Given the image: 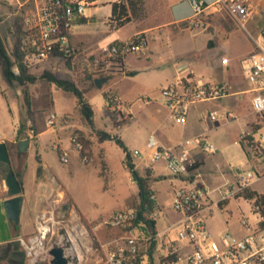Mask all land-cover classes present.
<instances>
[{
  "label": "rangeland",
  "instance_id": "374dc122",
  "mask_svg": "<svg viewBox=\"0 0 264 264\" xmlns=\"http://www.w3.org/2000/svg\"><path fill=\"white\" fill-rule=\"evenodd\" d=\"M113 1L102 0L95 5L88 6L83 13L87 18V22L72 26L71 31L74 37L79 39L81 37L83 46L73 58H70V66H67L66 58L59 57L51 58L39 65L27 68L28 72L36 76L35 82L29 83L27 89L30 84H35V86L40 88L43 83L49 82L41 78L45 70L70 76L82 90L92 88L91 78L93 82L98 77L107 78L108 80L102 83L100 88L107 90L111 86L127 102V107L123 103L120 109L112 111L106 106V115L103 114V116L111 123L106 132L111 134L116 130L130 154L134 149L139 150L140 155H132V159L138 164L140 171L137 169V172L140 176L142 168L148 165H152L156 173L161 176L160 179L153 181L152 186L158 191V200L166 205V208L169 207L170 209L168 212L169 221L173 219V212L169 205L167 191L171 190L173 192L175 188L182 185V182L178 177L169 173L162 161L150 163L147 157L148 149L145 145L149 134L160 132L161 124L166 127L164 131L162 130L165 135L184 140L193 138L199 133L213 128L208 132V139L216 146L217 152L210 154L199 149L206 160V165L212 169L216 167V162L219 160L228 162L229 159L235 161L240 159L244 161L237 178L212 173L214 171L212 169L205 172L207 181H204L205 184H203L208 189H214L213 198H218L219 192L227 193L232 186L235 188L241 176L245 177L248 173L262 174L264 171V126L254 134V143L260 149L259 159L256 161L257 155L255 152L245 143H243L244 148L240 145L244 129L241 124L242 115L245 113L244 105L237 106L235 110L231 108V110L229 103L224 100L200 101L190 107L189 114L183 123L171 124L159 94L161 88L171 84L165 81V77L169 73L180 76L190 71L204 78H220L224 75H231V73L238 74L241 58L249 55L254 49L251 36L223 10L212 13L207 18L208 24L206 27H188L175 32L172 42L168 40L162 45L159 54L163 57L166 56L164 55L165 53L167 56H171L172 53L173 57H170L169 61L158 60L157 66L146 67L137 78L124 77L114 85L111 78L113 75L120 74L122 68H114L112 63L105 62L99 53L102 43L107 41L111 35V28L116 29L108 23L111 2ZM13 21L14 18L11 16H0V41L10 56L12 55L15 42V37L9 34V28ZM253 24L252 22L248 23L246 27L258 37V34H255ZM129 28L131 26L123 27L119 30V34L122 36L127 35ZM224 30H228L227 36ZM86 34L88 38L84 37ZM140 56H142L140 52L131 53L128 56L129 62L135 64L136 62L132 60ZM136 70H132V75ZM242 82L245 83L243 79ZM57 97L58 99L56 100ZM54 99L56 104L52 108L47 107L46 112L51 109L56 111L55 126H59L62 119V111L65 108L72 109L75 99L70 97L67 100H63L59 95L54 97ZM130 105L132 118H128L129 115L127 113ZM8 108L13 115L20 113L23 117H11ZM98 109L96 108V120L99 117ZM228 110L231 111L232 117L227 120L223 119ZM26 111L22 87L16 82L11 85L7 84L2 78L0 69V133L12 132L14 125L21 126V123L25 122L24 115ZM213 111L218 113L219 118L211 123L206 116ZM42 116L39 117V122L44 127ZM119 120L121 121L117 128L118 124L116 123ZM93 132L95 133L94 129H92ZM75 134L82 137L81 133ZM19 136H22V134H19ZM42 137L48 143V147H50L51 138L53 137L52 133L46 132ZM82 138L89 140L87 137ZM105 149L107 164L103 160L102 151L99 153L100 159L98 162L95 156L92 159L90 158L87 150L88 162H82L81 158L75 157L70 150H66L67 162H62L58 158H54L51 162L53 175L70 194L77 209L86 217H102L114 209H133L138 207L136 194L139 190L138 184L129 169L130 175L127 174L123 163L124 150L115 141L112 145H106ZM2 166L4 169L1 175L4 179L7 165L4 164ZM104 176H107V186L105 187ZM130 178L133 179L132 183ZM196 179L200 181L198 178ZM252 188L257 192H264V178H258L252 184ZM253 213L251 200L231 195L224 207H219L217 204L210 205L206 210L205 220L212 231L216 232L215 234H217V231L219 233L227 229L240 234L244 233L241 228V221L244 217H247L251 223L255 222ZM24 218L23 216L18 228H23ZM54 218L58 221L56 224L60 228L66 227L67 213L64 212L62 206L54 210ZM30 220L31 218L28 217L29 222ZM163 221L162 217L158 218L157 225L159 227L162 226ZM102 227L107 232H111V236L116 234V230H112L104 224H102ZM170 235L174 236V232H170ZM85 250L87 252V249L84 248ZM106 251L105 246L98 245L96 253L100 256V264H106ZM3 255L7 256V253ZM37 264L47 263L39 262Z\"/></svg>",
  "mask_w": 264,
  "mask_h": 264
},
{
  "label": "built area",
  "instance_id": "2783aa9c",
  "mask_svg": "<svg viewBox=\"0 0 264 264\" xmlns=\"http://www.w3.org/2000/svg\"><path fill=\"white\" fill-rule=\"evenodd\" d=\"M15 6L16 16H21V49L23 63L31 68L51 58H73L77 50L71 45L72 26L83 21L88 6L99 0H0ZM192 16L187 20L189 28H203L208 24V16L223 10L237 25L252 38L253 51L241 58V73L249 85L251 109L264 118V17L258 31V37L247 29L249 20L256 9L254 0H189ZM209 10V11H208ZM147 43L143 33H137L129 41L108 43L100 47L99 53L105 62H111L114 68H121L119 58L133 52H141ZM18 73L17 67L13 69ZM226 82H213L194 79L190 76L180 78L176 83L160 89L162 103L174 123L185 121L190 107L200 101L220 100L230 95ZM115 103L107 107L114 111L120 109L121 102L116 96ZM56 114L50 112L45 117L47 126H53ZM217 120L216 111L206 116ZM223 119L232 117L227 112ZM26 132L33 138L35 130L30 119L27 120ZM244 136V134H243ZM77 134L72 135L71 143L80 153L82 162H88L89 156ZM145 145L151 163L163 161L169 173L182 180V185L172 192L171 210L175 218L162 230L149 226L144 220H138L140 209H115L111 212L106 225L121 230L122 235L110 242L105 255L106 264H264V226L259 212L252 204L255 222L247 217L241 221L242 234L227 229L217 234L206 223V210L211 205L210 190L201 182L190 180V169L197 162L192 150L199 148L207 153H214L216 146L204 134L182 140L174 145L160 144L154 134H149ZM56 149H60L58 145ZM60 161L67 162L66 150L60 149ZM84 152V153H82ZM130 154V153H129ZM139 156L138 149L130 154ZM132 174V173H131ZM133 175V174H132ZM134 176V175H133ZM262 174L248 173L241 176L237 186L221 195L225 199L235 192L250 186ZM138 183L137 179H135ZM130 182L133 179L130 178ZM152 208L143 215L155 220L162 212L150 190ZM137 221V222H136ZM54 218V210L39 213L35 217V229L29 235L16 238L29 264L46 260L52 244L63 245L70 238L68 230L60 228ZM174 232V236L170 232ZM53 236H55L53 238ZM69 248L65 252L69 255Z\"/></svg>",
  "mask_w": 264,
  "mask_h": 264
},
{
  "label": "crops",
  "instance_id": "0c3cea01",
  "mask_svg": "<svg viewBox=\"0 0 264 264\" xmlns=\"http://www.w3.org/2000/svg\"><path fill=\"white\" fill-rule=\"evenodd\" d=\"M11 1L14 2V0ZM19 1L22 2L24 0H19ZM143 1L145 8V16L141 19H132L123 26L118 27L116 29L111 28V35L109 39L104 43H102V45H105L114 42H120V43L127 42L137 33H143L147 38V43L144 49L140 52L142 56L135 58V60H132L136 62L135 64L129 62L128 56L131 53L125 54L122 57L121 60L122 72L118 75H113V77L111 78L112 84L114 85H116L124 77L137 78L142 73V70L145 69L146 67L157 66L158 60L169 61L170 57H173L172 53L171 56L170 55L167 56V54L165 53L164 55L166 56L161 57L159 54V50L162 49V45L165 44L168 40L172 42L175 32L188 28L186 23L187 20L192 16V9L189 0H143ZM254 2L256 3L255 13L248 23L251 22L254 23L253 27L255 29V34H257L263 23L264 0H254ZM1 15H5L6 17L11 16L15 19L16 17L15 6L10 5L8 2L5 1L1 2L0 16ZM85 22H87V18H85L82 22L78 24ZM11 26L9 28L10 29L9 34L13 35V33L11 32V28H12ZM125 26H131V28H129L130 30L128 31L127 35L122 36L119 34V30ZM227 32L228 30H224L226 36H227ZM84 37L88 38L87 34L84 35ZM70 42L71 45H73L77 51L81 49L83 46V40L81 39V37L80 39L78 37L76 38L74 37L73 33L71 34ZM134 69L137 70L132 75V70ZM238 71H239L238 74L231 73V75H224L220 78L217 77L204 78L197 76L195 73L190 71L180 76L169 73L165 77V81L167 83L170 82L171 84H173L176 83L182 77L190 76L193 77L194 79H199L203 81L226 82L229 85L231 92L230 95L220 100H224L228 102L230 105V109L232 108L234 110L236 109L237 106L244 105L245 113H243L241 119V124L242 127L244 128L243 134L244 136L250 135L254 143V134L257 133L259 130H261L262 127L264 126V118L252 111L251 103H250L252 94L248 91L249 85L247 84L246 80L244 79L241 73L240 66L238 67ZM242 79L245 81V83L242 82ZM107 90H111L113 94L116 96V98L121 102V104L123 105L124 103L127 107V102L119 95L117 91H115L111 86ZM104 91H105L104 89L96 87L94 83H92L91 89L86 88L85 90H83L85 97L92 105L95 129L106 131L111 123L109 122L108 119H106L103 116V114L106 115V111H107L106 100L103 95ZM28 92L30 97L31 110L30 112L26 111L24 115L25 122L21 123V125H23L20 132L22 136L19 137L17 136V130L18 127H20L18 125L13 126L12 132H5L3 134L0 133V141H4L8 147L10 160H11V167L14 170L18 179L21 181L20 220L18 224H15L7 218L6 211L3 206V200L8 198L9 194L6 189L3 176L1 175V172L4 169L2 165L4 164L0 162V263L29 264L24 256L22 248L19 246L18 242L16 241L17 236L29 235L34 231L35 217L37 214L47 213L51 210H55L57 207L62 206L64 212L67 213L66 229L68 230V233L72 241L71 248L73 247V249L79 253V255H77L79 258L78 264H100L99 261L100 256L96 253L98 245L105 246L107 250L108 247L110 246V242L113 239L122 235L121 230L117 228H112L106 225L105 223L111 212L114 211L115 209L102 217H86L83 213H81L77 209L72 198L70 197V194L66 191V189H64V186L53 175L51 171L52 169L51 162L54 160V158H58L60 160V152H59L60 149L70 150L71 152L74 153L75 157L80 158V153L78 152V150H76L73 147L70 140L72 135H74L75 133H81L82 137L89 138L88 140L89 145L86 148V150L89 152L90 158L92 159L95 156L99 162L100 159L99 153L102 151L103 160L105 161L106 164L107 162L105 160V152H106L105 146L112 145L114 141L113 140L99 141L97 139L96 134L94 132L92 133L93 128L86 121L82 119L80 112L78 110L76 97L71 92L58 88L55 86L54 83H50V82L43 83V85L40 88L35 86V84H30L28 88ZM57 95H59L63 100H67L70 97L75 99L73 103V108L72 109L65 108V110L62 111V119L59 126H55V123L53 126H47L45 123L46 115L50 112H54L56 114V111L54 109H51L50 111L46 112V108L54 107V105L56 104L54 97H56ZM57 99L58 97L56 98V100ZM96 108H99L97 110L99 111L98 113L99 117L97 118V120H96V116H97ZM163 108L166 111L170 123L177 124L174 123L173 120L169 117L168 112L164 106ZM8 112L11 115V117H16V116L19 118L23 117V115L20 113L13 115L10 112L9 108H8ZM227 112L231 113V111L229 110ZM127 113L129 115L128 118H132L131 105L127 109ZM40 116L43 117L44 127L40 125L39 122ZM28 119L32 121L33 128L35 130V134L33 138H29L26 132V126H27L26 122ZM210 121L211 123H213L215 120L214 121L210 120ZM119 125L120 123L118 124L117 128L119 127ZM160 126L161 128L159 129L160 131L159 133L158 132L151 133L156 136L160 144L164 146H168V145H174L184 140L182 138L170 137L168 135H165L163 133V131L166 129L165 125L161 124ZM212 129L213 128H209L206 132L199 134H204L208 138V132H210ZM46 132H51L53 136L51 138L52 141L50 143V147H48V143L42 137ZM111 134L118 135V132L115 130ZM25 138H28L29 142L24 150H20L18 148V142ZM243 143H245L255 152V154L257 155L256 161H258L259 159L258 155L260 153L259 147L255 143L253 145H248L246 140L243 141L240 139V145L242 148H244ZM56 145L59 146L60 148L59 150L55 148ZM192 152L198 162V165L192 170L189 179L190 180L193 179L197 181L196 178H198L200 180L199 182L204 183V181H207L205 178V172L210 171L212 168L206 165V160L203 157L202 153L199 151V148L197 147L194 148ZM216 152H217V148L214 153ZM214 153H210V154H214ZM37 157L39 158V162L37 160ZM124 159H125V152H124L123 163L127 170V174L130 175V172L124 162ZM216 163H217L216 167L215 168L213 167L212 169L215 172L213 171L212 173L222 174L223 176L226 177L228 176V177L237 178V174L240 172V168L244 164V161L240 159L236 161L229 159L228 162L224 160H219ZM162 164L165 165L163 161ZM38 166H41V172L39 175L37 174ZM135 168L138 169L137 163H135ZM141 173H142L141 176L147 177L148 187L154 194L155 202L162 209L161 214L154 220V226L156 230L162 231L168 225V223L175 218V214L173 213V219L169 221L168 220L169 219L168 212L170 211L169 207L166 208V205H164L158 200L157 197L158 191L152 186V184L155 179L158 180L161 178V176L158 173H156L153 166L152 165L144 166L141 170ZM98 174L101 176L99 171ZM103 178L105 180L104 182V187H105L107 186L106 185L107 176H104ZM256 180L257 179L251 182L249 186L250 188H252V184ZM180 181L182 182L181 179ZM232 188L233 186L229 190H232ZM209 190H210L211 205L217 204L219 205V207H224L228 203L229 197L225 199H221V195L225 193L219 192V197L213 198L212 193L214 189H209ZM167 192L169 195V205L171 206L172 192L171 190ZM235 193L233 194L234 196ZM136 194H137V204H139L140 198L138 191ZM220 202H223V204L220 205ZM23 216L25 217L23 220L24 221L23 228H18V225L21 223ZM28 217L31 218L30 222L28 221ZM160 217L163 218L164 223L162 226L159 227L157 225V220ZM102 224H104L106 227L112 230H116L115 231L116 234L111 236L110 234L111 232H107L104 229V227H102ZM210 230L212 231L211 228ZM71 248L69 249V253L71 252V254L69 255H73ZM84 248L87 249V252L86 250L84 251ZM4 253H7V256H4L3 255ZM49 259L50 256L42 262L49 264Z\"/></svg>",
  "mask_w": 264,
  "mask_h": 264
},
{
  "label": "trees",
  "instance_id": "16d2710c",
  "mask_svg": "<svg viewBox=\"0 0 264 264\" xmlns=\"http://www.w3.org/2000/svg\"><path fill=\"white\" fill-rule=\"evenodd\" d=\"M145 16V8H144V1L143 0H117L111 3V13L108 18V23L111 27L118 28L126 24L132 19H141ZM84 20V19H83ZM11 32L13 33L15 37V42L13 45V52L12 55L6 51L3 44L0 41V67H1V74L4 79V81L11 85L14 82L19 84L22 87V93L24 97V104L27 108V112H30V97L29 92L27 89V85L29 83H33L36 80V76L34 74H31L28 72V67L23 63V51L21 49V16H16L14 19V22L11 26ZM114 43H120V42H114ZM121 61V57L119 58ZM66 64L69 67L70 66V58H66ZM14 66L17 67L18 73H14L13 69ZM42 79H45L51 83H54L56 87L61 88L65 91L71 92L77 100L78 110L80 112V115L84 121H86L95 131V134L97 136V139L99 141L104 140H114L125 152V164L127 168L131 171V173L134 175L136 179H138V194H139V204L138 208L140 209V214L138 217V220H144L147 222L149 226L154 225V220L147 219L143 215L144 212H149L152 208V201L149 198L150 196V189L148 187V179L147 177L140 176L137 172V169L135 168V163L132 159V156L129 154L128 150L124 146L121 138L115 134H110L103 130L95 129L94 127V120H93V109L91 103L88 101V99L85 97L84 92L82 89H80L74 80L66 75V74H59L56 72H51L48 70H45L42 75ZM91 82H93V79L91 78ZM104 98L106 100V105L115 103L116 100H112L111 98L115 95L111 90H105L103 92ZM124 119V118H122ZM121 119V120H122ZM119 120L116 124H119ZM23 125H21L17 130V136L19 137V134L21 132V128ZM79 140L83 143L84 149H86L89 145V141L85 140L82 137H78ZM241 140H246L248 145H253V139L250 135L242 136ZM84 153V152H82ZM88 154V153H87ZM37 160L39 162V158L37 157ZM198 165V162H195L194 165L190 168H195ZM41 172V166L37 167V174L39 175ZM19 183L21 185V181L19 180ZM235 197H243L246 200H251L252 204L257 207L256 211L259 212V214L262 217V220L260 221V226H264V192L259 193L256 190L248 187H245L235 193ZM223 202H220V205H222ZM137 222V221H136Z\"/></svg>",
  "mask_w": 264,
  "mask_h": 264
},
{
  "label": "water",
  "instance_id": "95a60500",
  "mask_svg": "<svg viewBox=\"0 0 264 264\" xmlns=\"http://www.w3.org/2000/svg\"><path fill=\"white\" fill-rule=\"evenodd\" d=\"M107 78L98 77L94 79L96 87L100 88L102 83L106 82ZM29 142L28 138L22 139L18 142V148L24 150ZM0 162L7 165V171L4 176V183L9 194V197L3 200V206L6 211L7 218L18 224L20 220L21 211V185L14 170L11 167V160L8 147L4 141H0ZM138 181V179H137ZM72 246V241L66 238L63 245L52 244L48 253L50 255L49 264H78L79 258L77 255H68L65 248Z\"/></svg>",
  "mask_w": 264,
  "mask_h": 264
},
{
  "label": "bare ground",
  "instance_id": "6f19581e",
  "mask_svg": "<svg viewBox=\"0 0 264 264\" xmlns=\"http://www.w3.org/2000/svg\"><path fill=\"white\" fill-rule=\"evenodd\" d=\"M71 251L73 252L74 255H79V253H78L77 251H75V250L73 249V247L71 248Z\"/></svg>",
  "mask_w": 264,
  "mask_h": 264
}]
</instances>
